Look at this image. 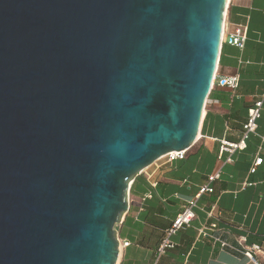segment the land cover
<instances>
[{"label": "water", "instance_id": "obj_1", "mask_svg": "<svg viewBox=\"0 0 264 264\" xmlns=\"http://www.w3.org/2000/svg\"><path fill=\"white\" fill-rule=\"evenodd\" d=\"M228 0H0V264H117L131 183L197 140Z\"/></svg>", "mask_w": 264, "mask_h": 264}, {"label": "crops", "instance_id": "obj_2", "mask_svg": "<svg viewBox=\"0 0 264 264\" xmlns=\"http://www.w3.org/2000/svg\"><path fill=\"white\" fill-rule=\"evenodd\" d=\"M237 28H247L244 50L227 42ZM218 76H238L239 87L212 89L186 158L160 160L131 183L129 209L116 226L117 264H153L165 230L217 172L214 193L197 201L196 218L173 237L176 247L159 264H256L245 255L252 246L261 247L252 256L264 264V161L251 173L257 158L264 160V0H228ZM260 100L257 134L250 136L247 149L224 150L226 143L240 142L249 110ZM212 211L213 219L208 218ZM214 223L218 228L211 230ZM202 228L209 237L200 235Z\"/></svg>", "mask_w": 264, "mask_h": 264}, {"label": "built area", "instance_id": "obj_3", "mask_svg": "<svg viewBox=\"0 0 264 264\" xmlns=\"http://www.w3.org/2000/svg\"><path fill=\"white\" fill-rule=\"evenodd\" d=\"M248 39L247 35V28H237L233 34L229 36L227 39V42L239 48L240 50H244L246 46V42ZM225 40V23H224V31H223V41ZM220 86L222 88H230L232 90H236L239 87V77L233 76V77H224L220 78L218 76V69L216 71V75L213 81L212 89L216 86ZM263 107V100H260L255 103V105L249 110V116L248 120L244 125V131L242 138L239 143H226V146H224V150L229 151L231 154L237 152V151H243L247 149V141L249 140L251 135L257 134L258 129V120L261 117V111ZM186 158V151L181 152H174L166 155L160 160H166L169 163L178 161V160H184ZM159 160V161H160ZM263 159L260 158L255 161L253 167L251 168V173L254 174L257 171V168L262 165ZM220 179V172H217L213 175H211L208 178V181L206 184H204L198 194L195 196V198L186 201L183 210L181 213L177 216V218L173 221L170 227H168L163 235V238L156 250V257L153 264H159L161 259L166 255V253L170 250H173L176 247V244L173 241V237L177 235L181 230L189 227L193 220L196 218L195 209L197 208V201L206 194H213L214 188L212 185ZM154 187H157V183L154 184ZM147 198H151L150 195L147 196ZM216 214L214 211L208 213V218H215ZM218 225L217 223H214L211 225V230L217 229ZM208 229L202 228L200 230V235L204 237H209ZM129 244L126 243L124 246H128ZM224 246L227 244L223 243ZM253 252H261L260 246H252L249 251L245 253L246 256L254 260L257 264V261L253 258L252 253Z\"/></svg>", "mask_w": 264, "mask_h": 264}, {"label": "trees", "instance_id": "obj_4", "mask_svg": "<svg viewBox=\"0 0 264 264\" xmlns=\"http://www.w3.org/2000/svg\"><path fill=\"white\" fill-rule=\"evenodd\" d=\"M163 238V237H162ZM158 248V247H157Z\"/></svg>", "mask_w": 264, "mask_h": 264}]
</instances>
